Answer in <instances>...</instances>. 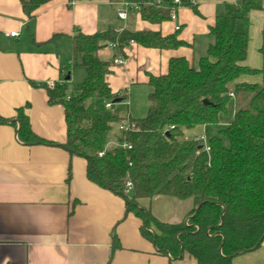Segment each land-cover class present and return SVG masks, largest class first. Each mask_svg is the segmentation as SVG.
Returning <instances> with one entry per match:
<instances>
[{"label": "trees", "instance_id": "obj_1", "mask_svg": "<svg viewBox=\"0 0 264 264\" xmlns=\"http://www.w3.org/2000/svg\"><path fill=\"white\" fill-rule=\"evenodd\" d=\"M20 1L24 14L33 21L41 7L55 0ZM109 1L137 6L142 20L150 24L170 21L169 10L157 2L171 5L173 0ZM183 3L194 9L190 1ZM260 10L262 0H239L220 7L210 31L213 42L198 66L183 58L172 59L166 75L150 78L149 106L143 119H124L115 110L96 107L98 101L114 104L120 99L106 80L113 62L101 60L98 53L113 45L124 57L131 43L174 51L185 46L176 35L114 30L92 36L78 33L72 40L71 69L84 70V81L70 87L66 79L71 73L64 71L62 85L44 86L49 104L64 109V148L87 160L89 179L124 198L128 213L142 221L144 238L160 254L175 260L183 246L197 264H231L264 242V49L263 85L238 82L244 75L258 73L243 64L248 55L250 14ZM232 104L235 113L230 124L219 128ZM17 113L22 141L52 145L33 134L23 110ZM124 121L130 129L119 131V147L107 149L114 126ZM6 122L0 118V124ZM200 127L206 128V144L185 139V131ZM124 144L129 148H123ZM156 197L193 199L195 208L186 217L187 224L186 220L178 225L161 223L140 208V200Z\"/></svg>", "mask_w": 264, "mask_h": 264}, {"label": "crops", "instance_id": "obj_2", "mask_svg": "<svg viewBox=\"0 0 264 264\" xmlns=\"http://www.w3.org/2000/svg\"><path fill=\"white\" fill-rule=\"evenodd\" d=\"M188 1L196 11L185 6L176 23L154 25L143 21L137 10L129 11L126 20L119 19L123 5L109 0H55L41 7L33 21L24 14L20 0H0V118L7 121L0 124V264H197L186 253L176 260L160 254L142 235L143 223L128 213L124 198L89 179L87 160L64 148V109L49 104L44 87L59 84L64 71H70L69 86H74L78 70H72L70 64L72 40L78 33L92 36L114 30L176 35L185 46L174 51L131 43L124 57L110 48L98 53L103 61L124 60L123 65H112L106 80L112 93L120 96L117 104L128 107L119 114L139 120L130 112L137 88L148 86L150 94V78L166 75L172 59L183 58L197 67L213 42L210 31L220 7L239 2ZM176 26L180 31L176 32ZM11 33L19 37H7ZM263 49L264 0L262 10L250 14L248 55L243 64L258 73L242 76L239 83L263 85ZM231 107L233 118L234 105ZM18 110L29 118L33 134L52 145L21 140ZM231 120L227 124L221 120L219 126L225 128ZM113 130L107 149L119 147L118 125ZM205 132L200 127L185 131L184 137L196 139ZM115 139L117 143H113ZM139 206L161 223L178 225L195 208V202L156 197L140 200ZM231 264H264V242Z\"/></svg>", "mask_w": 264, "mask_h": 264}, {"label": "built area", "instance_id": "obj_3", "mask_svg": "<svg viewBox=\"0 0 264 264\" xmlns=\"http://www.w3.org/2000/svg\"><path fill=\"white\" fill-rule=\"evenodd\" d=\"M122 5H123V9L120 10V11H118V17L121 20H126L127 13L129 11H132V10L139 11V8L137 6H135V5L127 4V3H124ZM157 5L158 6H163V7L167 8L169 10V12H170V15H169L170 22H172V23H176L177 22L179 10L181 8L185 7V5L183 3V0H173V2H172L171 5H164L160 1H158L157 2ZM180 29H181L180 26H176V28H175L176 32L180 31ZM7 37H10V38H18L19 37V34L18 33H11V34H7ZM108 48H110L112 50H115V46H113V45H109ZM113 64L115 66L123 65L124 64V60L122 58H116V59H114ZM63 83H64V81L62 80L59 84L62 85ZM56 85L57 84H54L50 88L53 89ZM230 96L233 97V95H230ZM113 107H114V104L113 103L108 102V103L105 104V109L107 111H112L113 110ZM129 129L130 128H129V125H128V122L127 121H124L122 124L118 125V130L120 132H125V131H128ZM196 140L201 141L204 144H206V142H207V138H206V135L205 134L197 137ZM123 148H129V146L126 145V144H124L123 145ZM206 151L209 152V148H206ZM127 188H128V190H131V188H132L131 183H128L127 184Z\"/></svg>", "mask_w": 264, "mask_h": 264}, {"label": "rangeland", "instance_id": "obj_4", "mask_svg": "<svg viewBox=\"0 0 264 264\" xmlns=\"http://www.w3.org/2000/svg\"><path fill=\"white\" fill-rule=\"evenodd\" d=\"M77 74L78 75L76 77V80L75 79L72 80V82H74L73 83L74 86L77 85L79 83V81H82L83 78H85V76H86L85 71L82 70V69H78V73ZM149 91L150 90H149L148 86L137 88V90L135 92V97L136 98L134 100V104L130 106V112L132 113V116L134 118L141 119V118H144L146 116L147 110H148V106H149L148 99H147ZM125 102L126 101H124V103ZM105 104L106 103L103 102V101H98L96 103V107L99 110H104L105 109ZM127 108L128 107L126 105L122 106L121 104H115V111H117V112L119 111L122 114L127 112ZM232 112H233V109L230 106L229 110H228V115L226 117H222V119H221L222 123L227 124L232 119ZM122 114H120V115H122ZM219 128H221V127L219 126ZM112 132H115V130H113ZM113 138H114V133L113 134L111 133L110 139H113ZM115 141L117 143L116 139L113 140V143H115Z\"/></svg>", "mask_w": 264, "mask_h": 264}, {"label": "water", "instance_id": "obj_5", "mask_svg": "<svg viewBox=\"0 0 264 264\" xmlns=\"http://www.w3.org/2000/svg\"><path fill=\"white\" fill-rule=\"evenodd\" d=\"M66 80H67V82L70 81V76H68ZM118 101H119V100L115 101V102H114V105L117 104V103H119ZM205 104L208 105L207 102H205ZM16 123L19 125L18 122H16ZM19 131H20V125L18 126V133H19ZM200 208H201V206H198V207L196 208V213L200 210ZM224 214H225V210H224V212H223V214H222V224H221L220 226L223 225ZM187 222H188V220H186V224H187ZM149 230H150V232H151L153 235H156L154 229L150 228ZM181 248H182V249H181V256H180L179 259H182V258H183V255H184V249H183V246H182Z\"/></svg>", "mask_w": 264, "mask_h": 264}]
</instances>
